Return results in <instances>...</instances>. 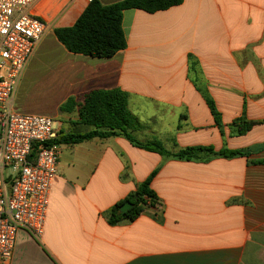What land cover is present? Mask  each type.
<instances>
[{
  "label": "crops",
  "instance_id": "1",
  "mask_svg": "<svg viewBox=\"0 0 264 264\" xmlns=\"http://www.w3.org/2000/svg\"><path fill=\"white\" fill-rule=\"evenodd\" d=\"M92 1L32 5L50 29L18 88L40 49L52 44L66 57L52 74L58 108L93 90L120 88L141 124L131 132L139 141L157 140L170 152L264 144V0H183L155 13L125 10L127 48L112 58L70 53L55 35ZM201 90L215 101L223 134ZM244 114L260 124L233 135L230 125ZM58 117L59 131L68 132L70 123L71 131L95 130L72 125L78 108ZM261 160L264 151L208 162L165 159L122 134L63 144L44 235L37 240L21 231L10 264H264V163H253ZM155 171L158 202L134 221L110 225L109 211Z\"/></svg>",
  "mask_w": 264,
  "mask_h": 264
},
{
  "label": "built area",
  "instance_id": "2",
  "mask_svg": "<svg viewBox=\"0 0 264 264\" xmlns=\"http://www.w3.org/2000/svg\"><path fill=\"white\" fill-rule=\"evenodd\" d=\"M38 0H0V263L10 264L18 234L40 240L62 145L57 122L14 112V98L49 25L32 14Z\"/></svg>",
  "mask_w": 264,
  "mask_h": 264
},
{
  "label": "trees",
  "instance_id": "3",
  "mask_svg": "<svg viewBox=\"0 0 264 264\" xmlns=\"http://www.w3.org/2000/svg\"><path fill=\"white\" fill-rule=\"evenodd\" d=\"M182 2L183 0H124L118 4L104 6L99 1L93 0L73 26L58 28L55 30V35L70 53L93 58H112L127 48V39L123 30L125 10L140 9L155 13L180 5ZM201 92L223 134V123L215 101L208 92L202 90ZM128 105V93L120 88L93 90L87 93L79 103L76 99L70 98L60 110L71 113L78 108L79 118L72 125L94 127L95 130L86 133L71 131L70 123L68 132L61 130L56 142L60 145H75L94 138L105 139L122 134L134 146L158 153L165 159L201 162H208L214 158H248L252 154L264 151V144H258L241 149L225 147L219 151L208 146H192L177 152H170L157 140L142 142L132 135L131 132L139 130L141 124L138 118L131 113ZM258 124L260 123L248 120L244 114L234 120L230 128L233 135L244 136ZM253 163L262 164L264 161ZM157 172L155 171L139 185L132 195L109 211L110 225H117L125 220L134 221L144 211L145 206L155 205L158 202V196L151 188V181ZM126 202H130L132 207L126 213H121L119 208Z\"/></svg>",
  "mask_w": 264,
  "mask_h": 264
},
{
  "label": "rangeland",
  "instance_id": "4",
  "mask_svg": "<svg viewBox=\"0 0 264 264\" xmlns=\"http://www.w3.org/2000/svg\"><path fill=\"white\" fill-rule=\"evenodd\" d=\"M65 62L66 57L59 53L56 46L51 44L40 49L17 90L14 112L44 116L56 122H64L58 117L63 112L56 105V83L52 74L58 64Z\"/></svg>",
  "mask_w": 264,
  "mask_h": 264
},
{
  "label": "water",
  "instance_id": "5",
  "mask_svg": "<svg viewBox=\"0 0 264 264\" xmlns=\"http://www.w3.org/2000/svg\"><path fill=\"white\" fill-rule=\"evenodd\" d=\"M131 207H132V204L130 202H126L120 206L119 211L121 213H126Z\"/></svg>",
  "mask_w": 264,
  "mask_h": 264
}]
</instances>
